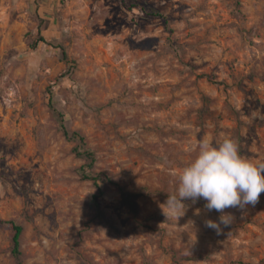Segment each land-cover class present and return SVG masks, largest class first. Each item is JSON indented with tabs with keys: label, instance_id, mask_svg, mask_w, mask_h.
Here are the masks:
<instances>
[{
	"label": "rangeland",
	"instance_id": "374dc122",
	"mask_svg": "<svg viewBox=\"0 0 264 264\" xmlns=\"http://www.w3.org/2000/svg\"><path fill=\"white\" fill-rule=\"evenodd\" d=\"M50 98L135 212L108 184L94 209ZM226 137L264 161V0H0V218L23 264H264V193L219 233L203 199L163 214L201 140Z\"/></svg>",
	"mask_w": 264,
	"mask_h": 264
},
{
	"label": "clouds",
	"instance_id": "9594fccd",
	"mask_svg": "<svg viewBox=\"0 0 264 264\" xmlns=\"http://www.w3.org/2000/svg\"><path fill=\"white\" fill-rule=\"evenodd\" d=\"M174 194L164 201V216L177 221L185 215L186 201L203 199L208 212L219 213L205 226L219 233L234 216L226 209L244 211L255 206L264 193V161L254 162L240 154L236 142L226 137L219 142L201 140L196 155L179 172Z\"/></svg>",
	"mask_w": 264,
	"mask_h": 264
},
{
	"label": "trees",
	"instance_id": "16d2710c",
	"mask_svg": "<svg viewBox=\"0 0 264 264\" xmlns=\"http://www.w3.org/2000/svg\"><path fill=\"white\" fill-rule=\"evenodd\" d=\"M150 13L156 17L162 18L165 17L158 11L151 9ZM46 40L41 37L37 42L33 44V48L39 47L40 44H46ZM62 58L63 60L70 64V57L67 54L66 50L62 48ZM49 106L52 111L53 116L59 123V127L63 132L64 137L74 144L73 153L77 158L84 161L83 166L80 168V176L85 181H90L93 183L96 188V193L92 195V206L99 213L102 214L99 199L103 194L104 187L112 185L116 187L122 194L123 202L128 205L132 211H136L135 197L136 194L126 191V189L117 183L113 177L107 172H97L96 163L97 158L95 153L90 150L87 146L86 137L80 131H70L65 125V119L62 113H60L53 103L52 99L49 100ZM0 226H8L14 232L12 239V255L18 261V264H23L22 260V251H21V237L23 235L24 228L22 225L18 224L14 220H4L0 218Z\"/></svg>",
	"mask_w": 264,
	"mask_h": 264
}]
</instances>
